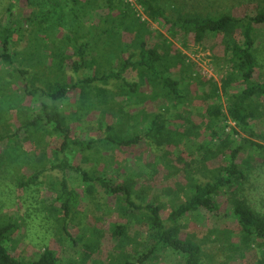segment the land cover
I'll return each instance as SVG.
<instances>
[{
	"label": "rangeland",
	"instance_id": "374dc122",
	"mask_svg": "<svg viewBox=\"0 0 264 264\" xmlns=\"http://www.w3.org/2000/svg\"><path fill=\"white\" fill-rule=\"evenodd\" d=\"M38 1L46 2L0 0V39L5 29L17 30L9 46L11 51L18 52L15 60L11 64H2L0 70V225L16 226L9 245L12 253L21 260L36 259L47 248L59 252L60 264H118L127 254L138 259L146 254L152 243L149 231L141 225L138 212H131L129 206L104 193L98 184L86 188L77 168L88 170L92 175L112 178L114 182L130 177L133 200L140 204L152 202L159 205L165 218L173 207L183 203L191 194L194 180L201 183L211 180L227 162L224 153L229 150L228 146L235 147L240 136H244L235 127V122L227 117L218 125L219 134L224 137L229 132L231 143L225 141L227 146L223 147L218 138L210 140L206 103L202 96L213 84L220 87L221 78L230 69L224 53V40L220 35L210 34L197 43L189 36L172 35L165 26L151 20L135 0H123L131 14L145 24L154 42L157 41L161 48L173 52L179 50L184 54L182 74L186 98L174 107L169 106L166 113L170 131L175 139H182L159 148L145 140L129 147L102 142L107 124H113L114 129L124 136L142 133L145 116L157 111L161 100L140 95L148 92L146 87L140 88L142 91L136 97H131L118 94L115 80L108 84L96 81L95 86L110 90L108 99L115 98L119 104L106 109L113 101L108 105L99 103L87 113H74L71 118V107L79 96L73 91L74 96L62 100L60 108L70 117L68 122L73 126V136L80 141L92 140L93 147L82 150L79 146H72L60 151L57 139H52L42 128L43 120L36 129L30 127L25 131L19 126L39 113L41 100H44L40 99L39 89L44 88L47 81L53 83L65 73L72 76L70 70L61 72L54 64L62 53L72 52L81 41L75 37L91 30L99 12L93 9L85 16L77 11L73 13L70 11L72 2L67 0L49 19V25L40 27L34 19V14L42 7ZM157 2L171 17L227 13L239 18L264 9V0ZM77 24H81L79 29ZM254 27V79L262 81L264 24ZM76 30L80 33L77 34ZM126 37L123 40L130 41ZM1 48L0 44V51ZM92 68L80 70L79 75L92 74ZM124 75L130 81L138 80L134 70H128ZM33 90L37 91L31 93ZM218 92L214 101L225 113L226 93L221 89ZM253 106L260 116L255 121L256 127L264 131V101ZM229 125L234 126L237 133L231 134ZM6 134L15 135L9 138ZM210 148L215 150L210 151ZM238 160L245 162L247 177L234 188H223L216 196L217 208L213 212H192L177 221L180 236L201 245L204 264H252L261 256L262 249L255 243L249 248L240 245L241 256L239 251L234 253L240 241L234 229L231 203L238 200L264 214V150L250 149L248 155L241 153ZM41 168L45 170L34 181L27 182L32 173ZM64 177L68 187L78 193V202L71 207L66 222L62 219L59 202L55 201ZM166 224L171 223L166 220ZM120 226L123 227L122 233H116ZM140 264L183 262L172 250L159 248Z\"/></svg>",
	"mask_w": 264,
	"mask_h": 264
},
{
	"label": "trees",
	"instance_id": "16d2710c",
	"mask_svg": "<svg viewBox=\"0 0 264 264\" xmlns=\"http://www.w3.org/2000/svg\"><path fill=\"white\" fill-rule=\"evenodd\" d=\"M67 0H46L41 2V8L34 14V19L39 22V26L46 25L49 19L57 14L58 9ZM72 2L70 11L87 15L90 10L99 12L95 23L90 26L89 31H83L75 39L81 40L74 47L70 54L62 53L60 59L55 62V66L61 71L70 70L72 76L66 73L58 77L53 83L47 81L44 88H40L41 106L36 116H30L24 125L19 128L28 131L31 127L36 129L42 122V128L59 142L57 148L65 151L69 147L79 146L86 150L92 148V140L80 141L72 134L73 126L68 119L73 118L74 113H87L88 109L96 104L105 103L111 109L119 104L115 98L108 99L111 91L106 88L95 86L96 81L108 84L111 80L117 83L118 94H129L131 97L142 91L140 88H147V93H140L144 98L161 100V105L157 111L145 116V128L142 133L124 136L114 129L113 124L106 125V133L102 142H107L112 146L129 147L136 145L142 140L148 141L150 145L157 148L166 144H173L179 139L170 131L169 118L166 113L169 106H176L184 102L186 93L184 92L183 65H185L184 54L179 50L171 51L169 48H161L157 41L152 40V35L145 24L133 16L130 8H127L123 0H68ZM136 3L153 21H158L166 27L172 35L181 34L189 36L194 42L200 43L208 35H220L225 43V57L230 65L227 74L221 78L220 87L213 84L209 92L202 96L210 126V140L218 138L220 146H227L225 141L229 140L230 133L224 137L219 134V123L229 117L235 122V127L244 136H240L239 143L224 153L226 163L213 174L211 180L204 183L194 180L191 185L192 192L183 203L173 207L166 218L163 216L162 208L152 202L145 204L136 203L133 200L134 188L130 177H124L116 182L112 178L92 175L90 171L77 168L84 183L91 188L93 184L102 186L104 193H108L118 201L124 202L131 212H138L141 225L149 231L151 236V247L138 259H132L127 254L118 264H140L145 261L154 251L159 248L172 250L178 255L183 264H204L201 245L188 238L180 236L177 221L183 216L205 210L213 212L216 208V196L223 188H234L247 177L245 166L246 159L238 160L241 153L248 155L250 149L257 148L264 150V131L256 127V119L259 112L253 104L264 101V79L256 81L254 79L256 57L254 54L255 38L253 31L255 25L264 24V9L259 10L254 15H244L234 17L223 13L220 15H199L184 14L177 17L169 16L158 4L157 0H135ZM95 20V19H94ZM49 25V23H48ZM81 24H77L79 29ZM83 27V24H82ZM17 30L5 29L0 39V70L2 64H11L18 55L17 51L10 50V42ZM79 34L80 31L76 30ZM85 36H84V35ZM128 35V36H127ZM84 36V37H82ZM127 36V37H126ZM130 38L124 41L123 38ZM28 58V56H27ZM26 58V60H28ZM23 62V61H21ZM92 66H94L92 68ZM92 68V74L85 77L79 75L80 70ZM115 67V68H114ZM134 70L138 80L130 81L124 73ZM25 73V70L19 69ZM235 85L233 87L232 85ZM232 87V88H231ZM228 88H231L228 91ZM226 93V112L223 113L221 105L214 99L219 96L218 90ZM33 90L31 93H35ZM73 91L78 92V99L73 104L70 117L64 112L60 105L62 100L74 96ZM115 94V93H114ZM136 97V96H135ZM234 126L229 125V131L237 133ZM180 135L184 133L178 132ZM15 134H6L12 137ZM56 142V141H55ZM215 149L210 148V151ZM256 150V149H254ZM217 152V151H216ZM245 166V167H244ZM45 168L32 173L28 181H34ZM92 191V190H91ZM78 193L75 189L68 187L67 179L61 181L60 192L55 198L59 202V208L63 214L64 221L70 215L73 205H76ZM232 205V216L234 218L239 245L234 248V253L241 256L243 251L240 245L244 244L249 248L252 244L260 246L261 256L256 257L252 264H264V214L257 213L248 205L241 201H234ZM166 220L171 224H166ZM64 226V225H63ZM16 226L13 224L0 225V264H60L59 252L47 248L42 251L36 259L21 260L17 258L10 248L9 242L12 240ZM64 228V227H63ZM120 226L116 233H122ZM115 233V232H114ZM241 250V251H240ZM68 263V260H67ZM69 264V263H68Z\"/></svg>",
	"mask_w": 264,
	"mask_h": 264
}]
</instances>
